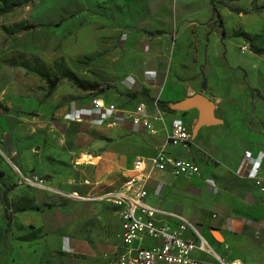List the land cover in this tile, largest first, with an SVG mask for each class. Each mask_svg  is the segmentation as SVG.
<instances>
[{
	"label": "rangeland",
	"instance_id": "obj_1",
	"mask_svg": "<svg viewBox=\"0 0 264 264\" xmlns=\"http://www.w3.org/2000/svg\"><path fill=\"white\" fill-rule=\"evenodd\" d=\"M206 1L22 0L0 14V91L33 98L51 111L63 109L70 101L80 103L104 91L127 90L122 83L129 70L165 66L172 53L171 63L179 57V64L170 68L172 84L165 83L163 93L178 89V96L166 101L167 107L191 128L202 174L233 181L239 175L244 148L264 153V58L249 52L246 64L231 66L224 54L223 38L228 33L223 19L218 10L211 13ZM239 1L212 3L215 9L239 5L245 10L261 9L264 3L247 0L246 7ZM127 40L132 48L124 47ZM69 75L96 87L83 90ZM125 93L133 96L128 90ZM259 174L264 177V160ZM21 188L26 197L62 208L55 217L64 221H84L82 211H90V201L67 199L26 185ZM88 222L97 227L96 220ZM89 232L93 234L94 229ZM100 232L114 233L108 241L111 250L114 245L119 249L121 240L114 224L101 227ZM242 232L246 248L253 250L260 240L249 231ZM4 237L0 238V264H9ZM118 252L106 260L112 262ZM216 253L226 264L232 263ZM208 264L219 263L213 257Z\"/></svg>",
	"mask_w": 264,
	"mask_h": 264
},
{
	"label": "crops",
	"instance_id": "obj_2",
	"mask_svg": "<svg viewBox=\"0 0 264 264\" xmlns=\"http://www.w3.org/2000/svg\"><path fill=\"white\" fill-rule=\"evenodd\" d=\"M239 2L247 7V0ZM219 7L216 11L228 33L223 38L227 62L233 67L242 66L250 51L237 33L257 35L256 44L263 45L264 7L258 10H245L239 5ZM130 44L128 40L124 41L125 48H132ZM250 54L264 58V55ZM172 57L171 53L165 66L129 70L123 78L122 88H128L133 96L127 95L125 90L120 93L104 91L99 97L104 101H110L106 97L112 98V102L123 108H132L139 101L151 103L177 97L178 89L163 93L164 84H172L168 76L170 68L174 70L179 64V57L171 63ZM90 99L80 103L70 101L65 108L51 111L33 98L0 91V197L5 191L7 203L0 199V238L5 234L7 263L111 264L106 260L107 255L117 250L118 254L124 252L121 241L119 249L114 245L111 250L108 237L114 233L100 232L101 227L110 223L114 224V231L115 228L119 230V219L110 204L90 201V211L81 213L80 219L84 221H64L55 217V212H63L62 208L24 195L23 185L16 182L14 168L24 174L44 175L52 185L65 190L98 193L117 188L131 173L132 160L141 156L147 173L145 187L149 203L186 217L213 253L217 256L216 251L220 252L232 261L231 264H264V192L239 175L229 181L216 180L212 173L202 174L203 166L194 153L192 133L190 147L184 150L164 142L165 129L159 123H156V133L149 134L128 122L116 126L95 123L93 115H81L77 120L63 118L68 111L86 107ZM162 115L166 126L171 118H177L169 108ZM160 146H164L169 155L193 159L200 174L184 177L171 174L168 168L152 167L150 158ZM245 149L260 154L262 165L264 153L261 149L244 148L240 157ZM82 179L91 184L80 183ZM26 199L41 206L38 205V209H13L11 202L20 203ZM5 215L9 216L8 226ZM89 220H96L97 227L90 225ZM93 229L94 233L90 235L89 231ZM242 229L260 240L253 250L246 248V235ZM185 236H189L188 233ZM134 241L132 248L155 242L148 236ZM192 255L203 264L213 258L201 251Z\"/></svg>",
	"mask_w": 264,
	"mask_h": 264
},
{
	"label": "built area",
	"instance_id": "obj_3",
	"mask_svg": "<svg viewBox=\"0 0 264 264\" xmlns=\"http://www.w3.org/2000/svg\"><path fill=\"white\" fill-rule=\"evenodd\" d=\"M163 112L165 109L156 100L151 103L139 101L132 108H123L112 101L93 96L86 107L68 111L63 118L77 120L81 115H93L95 123L116 126L121 122H128L149 134L156 133V123H159L165 129V143L188 150L192 141L191 128L179 118H171L166 126ZM261 158L260 154L245 149L238 165V173L240 177L250 180L258 191L264 192V177L259 174ZM150 162L152 167L159 170L168 168L173 175L191 177L200 174L199 166L193 159L169 155L164 146L156 148ZM130 170L129 176L115 189L80 193L52 185L41 174H24L14 168L18 184L67 199L104 201L110 204L119 219L118 236L124 246V252L118 254L111 264H203L192 255L195 251L216 257L219 264H226L213 253L209 244L186 217L147 201V173L144 172L143 157L136 156L131 162ZM80 183L91 184L87 179H82ZM209 183L214 186L212 181ZM185 233L189 236H185ZM145 236L155 242L149 246L131 247L134 240H141Z\"/></svg>",
	"mask_w": 264,
	"mask_h": 264
},
{
	"label": "trees",
	"instance_id": "obj_4",
	"mask_svg": "<svg viewBox=\"0 0 264 264\" xmlns=\"http://www.w3.org/2000/svg\"><path fill=\"white\" fill-rule=\"evenodd\" d=\"M208 1L211 4V13L217 14L216 9L213 6L212 0H208ZM21 3H22V0H0V14L9 12L14 7L20 5ZM262 7H264V5ZM221 35H223V31H221ZM237 36H240L243 39L244 43L247 46V49L250 52H252L253 54H256V55H264V44L263 45H257L256 44L257 35H250V34L245 33V32H238ZM68 78L73 82V84H75L77 87H79L83 90L94 89L96 87V84L86 82V81H84L82 79H78L72 75H69ZM50 88H51V86H50ZM157 103L161 108L168 109L166 101L157 100ZM5 193H6L5 191L2 193L0 199L4 204H7ZM11 205H12L14 210H21V209H27V208L38 209V207H39L38 205L32 204L31 200H28V199H26L20 203L11 202ZM5 217L7 219L6 226H8L9 216L5 215ZM5 230H6V228L4 229V231ZM0 233H1V231H0Z\"/></svg>",
	"mask_w": 264,
	"mask_h": 264
},
{
	"label": "water",
	"instance_id": "obj_5",
	"mask_svg": "<svg viewBox=\"0 0 264 264\" xmlns=\"http://www.w3.org/2000/svg\"><path fill=\"white\" fill-rule=\"evenodd\" d=\"M191 133H192V130H191Z\"/></svg>",
	"mask_w": 264,
	"mask_h": 264
}]
</instances>
